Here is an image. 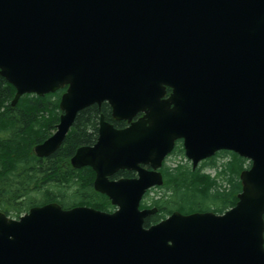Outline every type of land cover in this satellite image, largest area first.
Masks as SVG:
<instances>
[{"label": "water", "instance_id": "water-1", "mask_svg": "<svg viewBox=\"0 0 264 264\" xmlns=\"http://www.w3.org/2000/svg\"><path fill=\"white\" fill-rule=\"evenodd\" d=\"M0 76L16 89L12 106L66 89L39 158L93 105L130 123L102 116L97 142L71 160L94 170L116 211L0 212V264H264V0H0ZM178 140L194 169L221 151L251 167L226 213L174 212L146 228L158 209L141 202L164 185ZM125 170L137 177L111 180Z\"/></svg>", "mask_w": 264, "mask_h": 264}, {"label": "trees", "instance_id": "trees-1", "mask_svg": "<svg viewBox=\"0 0 264 264\" xmlns=\"http://www.w3.org/2000/svg\"><path fill=\"white\" fill-rule=\"evenodd\" d=\"M65 91L45 97L25 95L12 106L16 89L0 76V212L12 218L18 219L31 208L52 202L64 209L79 206L105 212L115 209L107 196L95 191V172L90 167L75 169L71 165L80 147L97 142L101 115L113 122L112 109L107 103L101 108L93 105L80 112L54 155L39 158L34 153V148L56 131ZM175 154L185 156L183 147L177 146ZM221 160L225 162L221 164ZM189 163L164 166V185L156 190V197L146 195L152 201L150 207L159 210L145 220L146 228L176 211L224 214L236 206L242 191L240 175L250 167L248 160L222 151L196 170ZM208 167L214 168V175L204 172ZM120 176L130 178L133 174L122 171L115 178ZM204 204L207 209L201 210ZM147 207L143 201L141 208Z\"/></svg>", "mask_w": 264, "mask_h": 264}, {"label": "flooded vegetation", "instance_id": "flooded-vegetation-1", "mask_svg": "<svg viewBox=\"0 0 264 264\" xmlns=\"http://www.w3.org/2000/svg\"><path fill=\"white\" fill-rule=\"evenodd\" d=\"M171 89L168 91V96H170V94H171ZM104 104V103H103ZM102 104V105H103ZM99 107V106H98ZM102 106H100L99 108H101ZM112 111V110H111ZM144 114L143 113H140V114H138L134 119H133V122H135V121H138L142 116H143ZM102 116H104L103 114L101 115V117ZM101 117H100V120H101ZM104 119H105V116H104ZM112 119H113V122H108V121H106V122H108L109 124H112L116 129H118V130H123V129H126V128H128L129 126H130V123H128L127 121H116V120H114V118H113V115H112ZM100 125V124H99ZM177 146H183V141L182 140H178L177 142H176V146H175V149H174V151L172 152V154H170V155H168L167 157H166V159L164 160V162H163V166H162V168L159 170V171H161V173L163 174V168H164V166H168V164H169V162H170V160L175 156V150H176V148H177ZM145 169H147V170H152V168L150 167V166H145L144 167ZM119 173H120V175H121V173H122V171H119L118 173H116L112 178H113V180H117V179H121V178H127V177H122V176H120V177H118V178H115V177H117V176H119ZM132 174H133V176L132 177H130L129 179H134V178H136L137 177V173H135V172H131ZM155 190H158V187H154V188H152V189H150L149 191H148V193H150V196L152 195V194H154V191ZM147 193V194H148ZM156 208V207H155Z\"/></svg>", "mask_w": 264, "mask_h": 264}, {"label": "rangeland", "instance_id": "rangeland-1", "mask_svg": "<svg viewBox=\"0 0 264 264\" xmlns=\"http://www.w3.org/2000/svg\"><path fill=\"white\" fill-rule=\"evenodd\" d=\"M178 153V152H177ZM225 161L224 160H221V164H223ZM171 163L173 164V165H176V164H178V163H189L188 162V160L186 159V157L185 156H183V155H175L172 159H171ZM190 164V163H189ZM191 165V164H190ZM218 165H219V163H218ZM204 172L205 173H207V174H212V175H214V173H215V170H214V168H206L205 170H204ZM205 209H207V204H204V206H203V208H201V210H205Z\"/></svg>", "mask_w": 264, "mask_h": 264}]
</instances>
